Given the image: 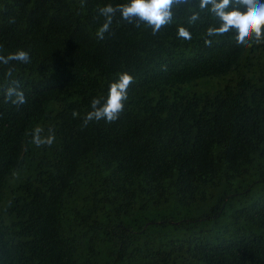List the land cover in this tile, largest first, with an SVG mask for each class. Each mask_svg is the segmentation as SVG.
Masks as SVG:
<instances>
[{"label": "trees", "instance_id": "1", "mask_svg": "<svg viewBox=\"0 0 264 264\" xmlns=\"http://www.w3.org/2000/svg\"><path fill=\"white\" fill-rule=\"evenodd\" d=\"M128 2L0 0V264H264V43L207 36L196 0L99 39ZM125 72L119 119L85 125Z\"/></svg>", "mask_w": 264, "mask_h": 264}, {"label": "clouds", "instance_id": "2", "mask_svg": "<svg viewBox=\"0 0 264 264\" xmlns=\"http://www.w3.org/2000/svg\"><path fill=\"white\" fill-rule=\"evenodd\" d=\"M193 0H129L128 3L113 7L108 5L101 9V15L106 20L97 31V37L104 39V34L109 31L112 19L118 12L120 19L134 27L141 25L151 29L152 35H156L164 27L173 22L174 9L188 6ZM196 8L189 17V23L199 19L200 12H208L215 18L218 26L209 27L206 35L209 37L223 36L232 33L235 43L241 48H251L254 44L264 43V0H196ZM177 37L190 40L191 33L184 27H179ZM211 40H205L206 46H211ZM17 59L27 63L29 56L26 52H19ZM133 83V77L128 73H120L116 82L109 85L107 98L103 101L99 98L91 100V111L84 119L85 125L95 120H104L112 123L119 119L128 100V89ZM76 116V113H73ZM43 130L37 128L33 136V143L37 147L51 146L55 140V134L51 133L41 139Z\"/></svg>", "mask_w": 264, "mask_h": 264}, {"label": "rangeland", "instance_id": "3", "mask_svg": "<svg viewBox=\"0 0 264 264\" xmlns=\"http://www.w3.org/2000/svg\"><path fill=\"white\" fill-rule=\"evenodd\" d=\"M220 81L221 80L217 78L200 79L194 82V84L186 85L185 89L192 92H202V91L214 92L218 88Z\"/></svg>", "mask_w": 264, "mask_h": 264}]
</instances>
